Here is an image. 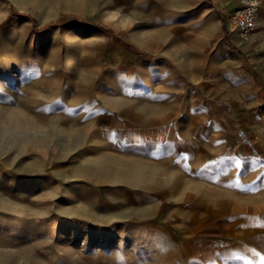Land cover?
Wrapping results in <instances>:
<instances>
[{
    "label": "rangeland",
    "instance_id": "rangeland-1",
    "mask_svg": "<svg viewBox=\"0 0 264 264\" xmlns=\"http://www.w3.org/2000/svg\"><path fill=\"white\" fill-rule=\"evenodd\" d=\"M240 1L0 0V264H264V185L231 171L264 156Z\"/></svg>",
    "mask_w": 264,
    "mask_h": 264
},
{
    "label": "crops",
    "instance_id": "crops-1",
    "mask_svg": "<svg viewBox=\"0 0 264 264\" xmlns=\"http://www.w3.org/2000/svg\"><path fill=\"white\" fill-rule=\"evenodd\" d=\"M261 150H264V148H261ZM233 154L236 156L233 157V159H239L238 162H235L232 164V170H235L233 174L234 176V183L235 185L240 187H243L244 189L242 190L244 193L246 192L247 195L250 193V188L249 190L247 189L248 187H260L261 185H264V156L261 158L259 154H254V157L251 156L250 154L244 155V153L240 150H234ZM242 157V158H241ZM244 159V160H241ZM239 190V189H238ZM240 195V194H239ZM244 197L243 195H241ZM240 197L236 195L235 198L231 199L228 198V201L230 204L229 207H232L233 213H252V208L251 207H246L243 204H240ZM220 213V212H218Z\"/></svg>",
    "mask_w": 264,
    "mask_h": 264
},
{
    "label": "built area",
    "instance_id": "built-area-1",
    "mask_svg": "<svg viewBox=\"0 0 264 264\" xmlns=\"http://www.w3.org/2000/svg\"><path fill=\"white\" fill-rule=\"evenodd\" d=\"M261 7V0H241L239 7L230 17L229 23L232 31L237 32L246 44L251 42L258 29Z\"/></svg>",
    "mask_w": 264,
    "mask_h": 264
},
{
    "label": "bare ground",
    "instance_id": "bare-ground-1",
    "mask_svg": "<svg viewBox=\"0 0 264 264\" xmlns=\"http://www.w3.org/2000/svg\"><path fill=\"white\" fill-rule=\"evenodd\" d=\"M262 2H263V0H261ZM73 33H74V31L72 30L70 33H69V35L68 36H71V35H73ZM145 46V45H144ZM117 89V87L116 86H114V88H113V91H115ZM79 112V111H78ZM27 122V121H26ZM21 125H23L22 123H21ZM22 127V126H21ZM19 129V128H18ZM88 141H90V140H88ZM91 143V142H90ZM98 145V144H97ZM190 218H191V216H190ZM80 228V226H79V224L78 223H72V224H69L68 226H66V227H64V228H62L60 231H59V233H58V237H57V240H60V239H63L64 237H67V235L71 232V231H75V230H77V229H79ZM123 233H125V232H123ZM104 234V233H103ZM127 234V233H126ZM100 235V234H99ZM125 235V234H124ZM90 236V235H89ZM137 237H138V235H137ZM117 238V237H116ZM96 239V238H95ZM106 239V238H105ZM134 240V239H133ZM88 240H85V243L87 244L88 242H87ZM121 242H122V240H120ZM84 242V241H83ZM82 242V245L84 244ZM111 242H114V240L112 239L111 240ZM85 244V245H86ZM92 244V243H91ZM97 244V243H96ZM115 244V243H114ZM104 245V244H103ZM84 246V245H83ZM131 246V245H130ZM97 247V246H96ZM87 248V247H86ZM118 248V247H117Z\"/></svg>",
    "mask_w": 264,
    "mask_h": 264
}]
</instances>
